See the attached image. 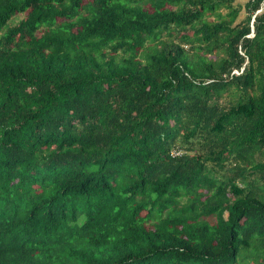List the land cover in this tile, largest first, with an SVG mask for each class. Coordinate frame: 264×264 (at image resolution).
Here are the masks:
<instances>
[{
	"label": "trees",
	"instance_id": "1",
	"mask_svg": "<svg viewBox=\"0 0 264 264\" xmlns=\"http://www.w3.org/2000/svg\"><path fill=\"white\" fill-rule=\"evenodd\" d=\"M0 264H264V0H0Z\"/></svg>",
	"mask_w": 264,
	"mask_h": 264
},
{
	"label": "built area",
	"instance_id": "2",
	"mask_svg": "<svg viewBox=\"0 0 264 264\" xmlns=\"http://www.w3.org/2000/svg\"><path fill=\"white\" fill-rule=\"evenodd\" d=\"M251 26H252V23H251ZM252 35H253V33H252V30H251V32H250V34H248V36H252ZM241 71H242V68L234 69V70L231 71V74H239ZM173 153H176V152H173Z\"/></svg>",
	"mask_w": 264,
	"mask_h": 264
},
{
	"label": "rangeland",
	"instance_id": "3",
	"mask_svg": "<svg viewBox=\"0 0 264 264\" xmlns=\"http://www.w3.org/2000/svg\"><path fill=\"white\" fill-rule=\"evenodd\" d=\"M22 16H23L22 14H18V15H16V16L14 17L13 21H14V22H17ZM239 17H242V15L240 14ZM251 22H252V21H251ZM252 26H253V25H252ZM251 30H252V29H251Z\"/></svg>",
	"mask_w": 264,
	"mask_h": 264
},
{
	"label": "clouds",
	"instance_id": "4",
	"mask_svg": "<svg viewBox=\"0 0 264 264\" xmlns=\"http://www.w3.org/2000/svg\"><path fill=\"white\" fill-rule=\"evenodd\" d=\"M258 11H260V10H258ZM258 11H257V12H258ZM257 12H256V13H257ZM173 152H176V153H173ZM178 153H179V151H177V150H172V151H171V155H176V154H178Z\"/></svg>",
	"mask_w": 264,
	"mask_h": 264
},
{
	"label": "bare ground",
	"instance_id": "5",
	"mask_svg": "<svg viewBox=\"0 0 264 264\" xmlns=\"http://www.w3.org/2000/svg\"><path fill=\"white\" fill-rule=\"evenodd\" d=\"M103 215V214H102ZM104 218V217H103ZM108 219V218H107Z\"/></svg>",
	"mask_w": 264,
	"mask_h": 264
}]
</instances>
